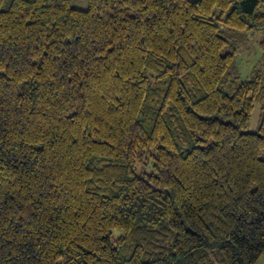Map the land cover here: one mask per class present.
<instances>
[{"label": "trees", "instance_id": "obj_1", "mask_svg": "<svg viewBox=\"0 0 264 264\" xmlns=\"http://www.w3.org/2000/svg\"><path fill=\"white\" fill-rule=\"evenodd\" d=\"M263 255L264 0H0V264Z\"/></svg>", "mask_w": 264, "mask_h": 264}, {"label": "rangeland", "instance_id": "obj_2", "mask_svg": "<svg viewBox=\"0 0 264 264\" xmlns=\"http://www.w3.org/2000/svg\"><path fill=\"white\" fill-rule=\"evenodd\" d=\"M246 38L248 40H246L245 46L243 47L241 54L237 58V62L239 64L241 72V78L244 80L250 77L252 69L258 64L259 60L262 57V51L259 48V42L263 38V35L260 33L247 34ZM260 112L261 108L259 105H257L252 113L251 126L249 129L250 131L257 130ZM147 170L149 171L150 168H148ZM141 171L142 170L139 168L138 172L140 173ZM257 264H264V255Z\"/></svg>", "mask_w": 264, "mask_h": 264}, {"label": "crops", "instance_id": "obj_3", "mask_svg": "<svg viewBox=\"0 0 264 264\" xmlns=\"http://www.w3.org/2000/svg\"><path fill=\"white\" fill-rule=\"evenodd\" d=\"M88 0H72V5L80 10L87 8Z\"/></svg>", "mask_w": 264, "mask_h": 264}]
</instances>
